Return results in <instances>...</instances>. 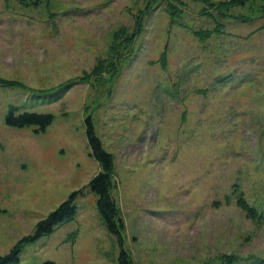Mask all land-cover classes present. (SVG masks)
Segmentation results:
<instances>
[{"label": "rangeland", "instance_id": "obj_1", "mask_svg": "<svg viewBox=\"0 0 264 264\" xmlns=\"http://www.w3.org/2000/svg\"><path fill=\"white\" fill-rule=\"evenodd\" d=\"M0 80V258L264 264V0H0ZM11 106L54 123L12 128ZM88 117L122 245L88 189ZM79 191L76 218L28 243Z\"/></svg>", "mask_w": 264, "mask_h": 264}, {"label": "trees", "instance_id": "obj_2", "mask_svg": "<svg viewBox=\"0 0 264 264\" xmlns=\"http://www.w3.org/2000/svg\"><path fill=\"white\" fill-rule=\"evenodd\" d=\"M124 33H117V35ZM4 86H13L14 83L0 80ZM17 85V84H16ZM54 123L52 114H43L37 112L21 111L20 107L11 106L6 116V124L12 128L36 127L37 132H45ZM86 135L91 150V156L101 166V172L96 175L88 185V189L97 196L98 210L108 228L109 233L116 236L122 245V237L125 232V223L119 215V209L113 196L112 190V172L114 167L113 156L106 151L101 139L95 131L92 117L85 120ZM84 191L74 192L69 199L62 203L57 210L52 212L49 217L39 223L35 233L28 239V243H36L44 236L52 235L60 226L72 222L78 215L77 199L83 196ZM239 206L253 217V209L245 200L239 201ZM22 249L17 247L10 254L0 258V264H20ZM45 264H55L47 262ZM119 264H131L128 253L122 249L119 257Z\"/></svg>", "mask_w": 264, "mask_h": 264}]
</instances>
